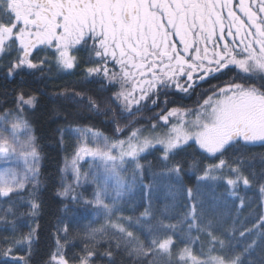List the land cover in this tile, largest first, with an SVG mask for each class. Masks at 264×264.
<instances>
[{"label":"snow or ice","instance_id":"1","mask_svg":"<svg viewBox=\"0 0 264 264\" xmlns=\"http://www.w3.org/2000/svg\"><path fill=\"white\" fill-rule=\"evenodd\" d=\"M238 8L242 16L234 11L233 0H0V58L8 61V77L26 69L43 72L49 56L66 72L83 61L85 78H101L113 86L114 101L135 115L147 103H157L159 89L188 93L199 81L221 78L225 69L235 73L223 86H213L195 109L172 108L158 114L162 123H153L148 134L134 128L126 138L113 139L91 127L71 129L77 145L64 171L71 170L76 185L82 178L96 185L93 198L84 203L105 221L86 233L89 241L114 239L116 248L123 247L137 264H156L157 258L162 264H240L239 255L214 254L225 248L224 240L214 234L212 221L205 222L197 213L195 204L184 217L188 238L183 248L174 239L176 225L163 219L149 223L147 242L140 240L136 226L152 216L150 208L133 218L118 215L123 210L117 207L126 187L121 172L131 165L135 176L143 167L141 154L149 149L160 153L163 167L179 182L185 166L182 153L198 148L199 159L194 156L187 167L198 173L199 181H222L230 195L241 183L250 188L255 181L264 203V173H253L250 179L242 170V155L225 158L238 145L264 144V0H239ZM45 50L50 51L39 58ZM14 104L0 112V159L22 161L25 167L22 174L12 167L0 171V200L9 205L5 221L7 213L15 215L16 200L24 199L21 193L39 172V153L25 115L36 98L21 92ZM89 104L98 110L91 98ZM121 131L117 125L116 132ZM85 158L99 162L94 171L81 173L79 164ZM110 187L116 192L111 199ZM187 191L191 197L192 190ZM74 192L68 185L58 195L71 193L76 200ZM34 195L35 183L32 215L39 208ZM260 221L264 225V215ZM193 229L209 237L207 252L193 253ZM34 231L0 252V264H29ZM58 231L67 234L68 225ZM104 255L111 258L112 251ZM94 256L86 243L70 261L57 237L50 264H96Z\"/></svg>","mask_w":264,"mask_h":264},{"label":"trees","instance_id":"2","mask_svg":"<svg viewBox=\"0 0 264 264\" xmlns=\"http://www.w3.org/2000/svg\"><path fill=\"white\" fill-rule=\"evenodd\" d=\"M39 58L42 59L41 55ZM7 63V59L0 58V112L13 109L14 101L21 92L36 98L35 107L28 108L25 115L36 139L41 166L35 183L34 199L39 204L35 215L31 214L30 208L33 184L25 187L21 193L24 199L16 200L13 209L15 215L7 213V221L4 217L9 205L0 200V252L13 240L34 229L29 264H50L57 237L70 261L82 253L87 243L96 252L93 257L96 264H109V259L113 264H137L123 247L116 248V240L105 237L93 242L87 239L86 233L91 228H100L105 224L103 217L96 215V209L84 203L93 198V187H82L81 197L76 200L58 195L64 165L63 133L68 129L91 127L113 139L117 136L126 138L134 128L150 129L153 123L158 122L157 115L164 114L166 110L195 109L206 94L211 93L213 86H223L235 73L225 69L224 75L217 74L221 78H210V83L205 80L188 93L175 88L159 89L155 105L146 102L147 107H142L139 112L135 108L133 112L136 114L131 115L122 110L119 102L114 101L116 89L113 86L107 85L101 78H85L83 61L69 73L61 72L52 62H47L43 72L26 69L12 77L7 76ZM89 98L96 102L98 110L90 107ZM117 125L122 129L119 133L116 132ZM123 131L127 133L122 134ZM198 152V148H189L182 153L180 158L185 166L179 182L163 167L160 153L155 149L141 155L140 164L143 167L139 170V177L125 187L118 199L117 207L123 210L118 215L136 218L150 208L152 216L136 226L139 229L136 235L140 240L147 242L149 223L155 224L163 219L166 224L176 225L174 239L178 248H183L188 238L184 217L195 204L197 213L203 214L205 222L211 220L214 234L224 240L225 248L214 254L224 252L239 255L240 264H264V225L260 221L264 212L256 182L253 181L250 188H245L241 183L235 189V195H230L231 190L222 181H199L198 173L187 167ZM236 155L243 156L242 170L250 179H253V173H264V144L238 145L225 158L232 160ZM195 158L199 159V156ZM188 189L192 190L191 197ZM65 224L68 225L67 234L58 231ZM241 231H244V236L240 235ZM181 240L185 243H181ZM192 240L190 246L194 254L201 249L208 251L209 237L206 233H197L193 229ZM109 249L112 251L111 258L104 255ZM156 264H162V261L157 258Z\"/></svg>","mask_w":264,"mask_h":264},{"label":"rangeland","instance_id":"3","mask_svg":"<svg viewBox=\"0 0 264 264\" xmlns=\"http://www.w3.org/2000/svg\"><path fill=\"white\" fill-rule=\"evenodd\" d=\"M233 5H234V11L237 12V15H241L242 16V13H240L239 8H238L239 0H233ZM48 51H50V50H45V52L41 53V57L43 58L44 55H46ZM48 62L49 63L52 62V65H54V67L57 68L56 65H55V62L52 60V58L50 56L48 58ZM58 70L61 71V72L69 73V72H72L74 69L71 70V71H68V72L62 71L60 69H58ZM202 82L203 81H199L198 84H200ZM133 109H135V108H133ZM160 123H162V121H158L157 122L158 126H159ZM150 129H148V130H150ZM148 130H145V134H148ZM126 133H127L126 131H123L122 134H126ZM32 135L34 136L33 130H32ZM119 138L124 139L123 137H119ZM62 139H63V147H64V165H63L61 192L68 185H72L73 189L75 190L74 194H76L78 196V198H80L81 197L80 190H81L82 187H84L85 185H90L91 187H93L96 190V185L94 183H91V182H85L83 180V178L81 179L80 184L79 185H76L75 182H74L73 173L71 172V170L64 171L65 166H66V162H70L71 161V158H72V156L74 154V151H75V148H76V145H77V140L75 138V134L71 131V129H68V130H66L63 133V138ZM35 143H36V139H35ZM255 144H261V143L257 142ZM250 145H253V144H250ZM36 146H37V144H36ZM37 150H38V148H37ZM151 150H154V149H149L145 153H147V152H149ZM145 153H142L141 155H143ZM98 163H99L98 161L93 162L91 160V158H85L84 160L80 161V164H79L81 173L94 171L95 170V167H96V164H98ZM38 166H39V168L41 166V157H40V154H39ZM9 167L15 168L18 172H20L22 174L23 171H24V167L25 166H24V164H23L22 161H16L14 159L13 160L6 161L4 159H0V171H3L5 168H9ZM125 167L128 168V171H122L121 172V176L123 177V179H124V181L126 183V186H128L131 183H133L139 177V171L134 176L133 175V167L134 166L126 165ZM37 181H38V174H37L36 181L35 182H30L27 185L37 183ZM124 190H123V193H124ZM63 197L72 198V194L70 193L68 196H63ZM108 197L110 199L113 198V197H116V192L111 187L108 190ZM262 204H263V212H264V203H262Z\"/></svg>","mask_w":264,"mask_h":264}]
</instances>
